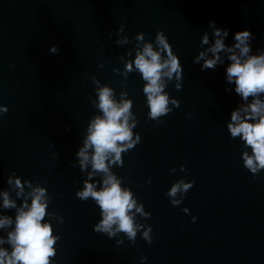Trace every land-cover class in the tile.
<instances>
[{
    "label": "water",
    "instance_id": "1",
    "mask_svg": "<svg viewBox=\"0 0 264 264\" xmlns=\"http://www.w3.org/2000/svg\"><path fill=\"white\" fill-rule=\"evenodd\" d=\"M210 21L229 30L226 44L237 31L250 30L253 51L264 48V0H0V105L8 108L0 118V188L15 171L48 189V211L64 220L52 221L61 237L53 264H141L142 256L144 264H264V172L253 180L243 167L242 142L229 138L226 124L240 100L225 91L227 61L206 72L192 63L202 35L211 40ZM121 24L132 44L115 43ZM161 30L184 74L182 90H175V81L166 89L180 107L156 126L147 120L140 74L124 81L113 69L123 71L121 56L134 59L127 52L138 33L154 41ZM52 45L58 55L49 54ZM92 76L114 88L117 98L126 91L133 100L140 121L134 131L142 142L112 170L151 213L147 220L137 217L152 228L150 245L139 234L132 245L122 234L95 233L99 208L76 198L86 177L71 165L97 114L89 102L96 98ZM179 179L195 185L173 207L165 193Z\"/></svg>",
    "mask_w": 264,
    "mask_h": 264
},
{
    "label": "clouds",
    "instance_id": "2",
    "mask_svg": "<svg viewBox=\"0 0 264 264\" xmlns=\"http://www.w3.org/2000/svg\"><path fill=\"white\" fill-rule=\"evenodd\" d=\"M208 27L212 29L211 40L207 32L202 35V50L192 63L200 65L201 72H206L215 71L227 61L225 80L228 87L225 91L234 92L240 102L231 111L226 128L230 139L242 142L243 167L256 180L264 172V48L253 51L255 36L250 30L237 31L233 36L234 43L229 45L225 43L229 30L217 28L215 21H210ZM123 32L124 25L121 24L116 32L120 38L115 43L119 46L132 44L133 39L122 35ZM107 38L111 40L112 34L109 33ZM134 40V48L127 52L128 57L134 52V59L121 56L123 71L114 68L113 73L123 77L124 81L133 72L140 74L144 82L147 120L159 126L164 117L180 107V101L171 97L166 89L175 81V90H182L184 68L162 30L157 31L154 41L146 40L145 33H138ZM59 52L58 46H50L49 54L58 55ZM90 79L96 85V98L89 97V102L97 109V114L90 117L71 165L78 167L86 177L83 187L75 193L76 198L82 202L92 200L99 208L101 218L93 225L95 233L109 239L122 234L132 245L136 244L139 234L150 245L152 228L140 223L137 217L147 220L151 213L145 211L143 202L137 199L131 187L124 185V178L112 170L122 168L124 155L142 142L141 135L134 131L140 121L133 112V100L128 98L126 91H121L117 98L114 88L101 84L95 76ZM7 113L8 108L0 105V118ZM188 118L191 119V114ZM65 131H71V128ZM175 171V168L170 169V173ZM180 171L187 172L188 169L181 165ZM97 177L100 179L96 180ZM6 183V189L0 188V232L3 233L0 234V264H53L61 237L52 221L63 225L64 220L58 213L48 211L52 199L48 189L42 186L43 182L22 180L15 171L8 175ZM194 185V180L179 179L165 195L173 207H178ZM13 210L14 217L5 214ZM182 211L185 215L191 214L188 208ZM196 221L197 217L193 216L191 222ZM116 244L123 245L124 239H117ZM146 259L142 256L141 264Z\"/></svg>",
    "mask_w": 264,
    "mask_h": 264
}]
</instances>
